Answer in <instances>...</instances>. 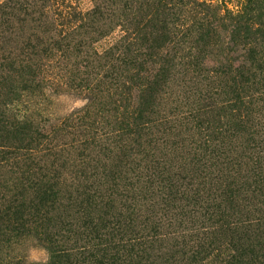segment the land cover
<instances>
[{
    "label": "trees",
    "instance_id": "1",
    "mask_svg": "<svg viewBox=\"0 0 264 264\" xmlns=\"http://www.w3.org/2000/svg\"><path fill=\"white\" fill-rule=\"evenodd\" d=\"M29 1L0 2V249L32 237L45 264H264V211L244 204L237 155L264 82V0H117L138 22L92 55L96 84L126 94L49 126L16 107L66 37L51 0ZM28 21L45 30L8 51ZM179 72L185 93L165 97Z\"/></svg>",
    "mask_w": 264,
    "mask_h": 264
},
{
    "label": "rangeland",
    "instance_id": "2",
    "mask_svg": "<svg viewBox=\"0 0 264 264\" xmlns=\"http://www.w3.org/2000/svg\"><path fill=\"white\" fill-rule=\"evenodd\" d=\"M4 1L0 0V2ZM242 1L214 0L213 2L217 4L224 2L229 9L236 10ZM21 2L24 5L27 0H21ZM31 2L32 0L29 4ZM94 5H100L102 19L88 18ZM50 15L54 19L56 30L64 31L66 37L64 53L58 52L52 59L42 62V76L44 77L42 88L32 93H22L21 101L16 109L20 114L31 117L42 126L56 125L65 118L82 115L85 110L100 115L99 111L103 108V100L107 94L126 93L104 88L101 82L96 84L104 72V70L102 72L104 64L102 61L94 62L92 54L93 52L102 53L111 46L120 45L121 37L132 33L138 18L130 10L123 8L117 0H51ZM15 26L11 34L12 48L8 47V51L18 52L22 46L21 43L25 42L26 38L33 34H42L45 30L42 27L35 29L40 25L38 23L33 25L29 21L15 24ZM175 51L178 56L177 62L190 61L184 56L181 58L177 49ZM210 62L212 61H209V64H212ZM88 64L89 67L84 68ZM184 80L183 73L179 72L169 85L165 97L172 99L184 94ZM89 85L97 86L93 94L85 89V86ZM188 86L186 91L194 87V85L193 87ZM257 90L259 93L254 94L256 100L252 107L253 112L251 117L246 118L247 123L244 124L246 133L241 135L238 141L240 148L237 152L241 167L240 184L242 189L246 190L242 197L245 199V205L250 206L252 202L255 206L257 212L254 218L263 217L264 211V82ZM252 128L258 132L253 141L249 136ZM72 137H64V143L69 142ZM252 184L254 185L253 197L248 194ZM8 255L10 258L21 260L24 264H45L49 260L48 252L32 237H27L18 244L12 245L9 250L0 251V258Z\"/></svg>",
    "mask_w": 264,
    "mask_h": 264
}]
</instances>
